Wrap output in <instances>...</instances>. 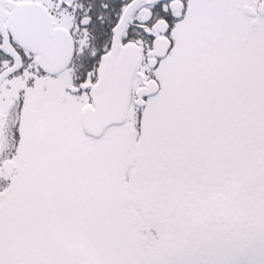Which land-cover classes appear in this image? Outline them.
I'll return each instance as SVG.
<instances>
[{
	"label": "snow or ice",
	"instance_id": "snow-or-ice-1",
	"mask_svg": "<svg viewBox=\"0 0 264 264\" xmlns=\"http://www.w3.org/2000/svg\"><path fill=\"white\" fill-rule=\"evenodd\" d=\"M0 264H264V0H0Z\"/></svg>",
	"mask_w": 264,
	"mask_h": 264
}]
</instances>
